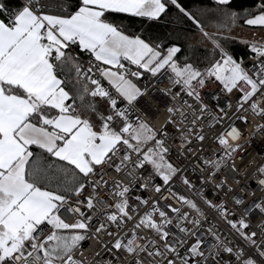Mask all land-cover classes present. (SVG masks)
<instances>
[{"label": "snow or ice", "instance_id": "obj_1", "mask_svg": "<svg viewBox=\"0 0 264 264\" xmlns=\"http://www.w3.org/2000/svg\"><path fill=\"white\" fill-rule=\"evenodd\" d=\"M257 135L264 0H0V264H264Z\"/></svg>", "mask_w": 264, "mask_h": 264}, {"label": "built area", "instance_id": "obj_2", "mask_svg": "<svg viewBox=\"0 0 264 264\" xmlns=\"http://www.w3.org/2000/svg\"><path fill=\"white\" fill-rule=\"evenodd\" d=\"M249 151L254 154L264 153V142H262L261 137L257 135L254 137L249 144Z\"/></svg>", "mask_w": 264, "mask_h": 264}, {"label": "trees", "instance_id": "obj_3", "mask_svg": "<svg viewBox=\"0 0 264 264\" xmlns=\"http://www.w3.org/2000/svg\"><path fill=\"white\" fill-rule=\"evenodd\" d=\"M250 0H239V3L247 5V3H249Z\"/></svg>", "mask_w": 264, "mask_h": 264}, {"label": "rangeland", "instance_id": "obj_4", "mask_svg": "<svg viewBox=\"0 0 264 264\" xmlns=\"http://www.w3.org/2000/svg\"><path fill=\"white\" fill-rule=\"evenodd\" d=\"M242 31H243V34H244V35H247V34H249V31H250V30L247 29V28H245V29H243Z\"/></svg>", "mask_w": 264, "mask_h": 264}]
</instances>
